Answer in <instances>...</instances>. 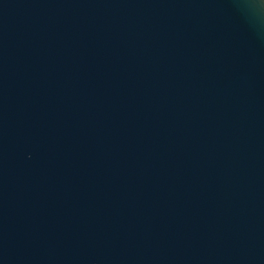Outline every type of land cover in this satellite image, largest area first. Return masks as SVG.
Returning <instances> with one entry per match:
<instances>
[{
  "label": "water",
  "instance_id": "water-1",
  "mask_svg": "<svg viewBox=\"0 0 264 264\" xmlns=\"http://www.w3.org/2000/svg\"><path fill=\"white\" fill-rule=\"evenodd\" d=\"M0 264H264V0H0Z\"/></svg>",
  "mask_w": 264,
  "mask_h": 264
}]
</instances>
